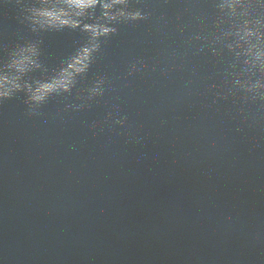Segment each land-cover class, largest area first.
Instances as JSON below:
<instances>
[{"label": "water", "instance_id": "water-1", "mask_svg": "<svg viewBox=\"0 0 264 264\" xmlns=\"http://www.w3.org/2000/svg\"><path fill=\"white\" fill-rule=\"evenodd\" d=\"M0 264H264V0H0Z\"/></svg>", "mask_w": 264, "mask_h": 264}]
</instances>
